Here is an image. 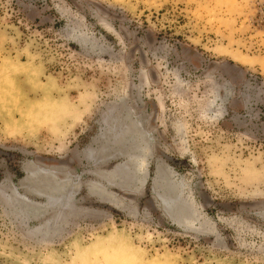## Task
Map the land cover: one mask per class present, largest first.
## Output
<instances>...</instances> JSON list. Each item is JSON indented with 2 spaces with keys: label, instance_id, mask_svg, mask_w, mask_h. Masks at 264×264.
I'll use <instances>...</instances> for the list:
<instances>
[{
  "label": "rangeland",
  "instance_id": "1",
  "mask_svg": "<svg viewBox=\"0 0 264 264\" xmlns=\"http://www.w3.org/2000/svg\"><path fill=\"white\" fill-rule=\"evenodd\" d=\"M0 264H264V0H0Z\"/></svg>",
  "mask_w": 264,
  "mask_h": 264
},
{
  "label": "bare ground",
  "instance_id": "2",
  "mask_svg": "<svg viewBox=\"0 0 264 264\" xmlns=\"http://www.w3.org/2000/svg\"><path fill=\"white\" fill-rule=\"evenodd\" d=\"M111 176H109L110 178ZM137 178V177H136ZM35 181L38 182L40 184V179L39 178H35ZM136 183V182H135ZM38 184V185H39ZM43 186V185H42ZM40 188V186H39ZM64 185L62 183H58L56 181H53L50 185H48L47 187H45V193L47 195H52V194H58L61 193V191L63 190ZM41 191V190H40ZM65 191V190H64ZM46 195V196H47ZM107 195V194H106ZM56 199V198H55ZM111 199V198H110ZM114 201V200H113ZM117 201V200H116ZM37 215V214H36Z\"/></svg>",
  "mask_w": 264,
  "mask_h": 264
}]
</instances>
